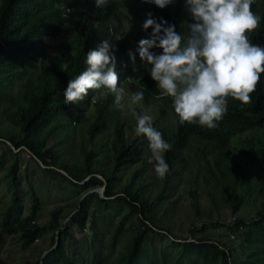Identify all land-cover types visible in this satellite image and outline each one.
Instances as JSON below:
<instances>
[{
  "label": "trees",
  "instance_id": "trees-1",
  "mask_svg": "<svg viewBox=\"0 0 264 264\" xmlns=\"http://www.w3.org/2000/svg\"><path fill=\"white\" fill-rule=\"evenodd\" d=\"M134 1L139 4L137 10H154L153 18L159 22L163 18L168 24L175 25L178 34L188 33V25L195 22L191 16L185 30L184 26L178 24V20L181 21L178 11L180 6L176 5V9L169 13V5L161 9L154 4L149 7V3H144L143 0ZM258 1L254 0L252 7L257 10L260 25L254 31L255 37L251 43L264 47V0L260 6ZM91 8L89 15L83 19L82 10L76 14L79 17L72 26L74 35L66 46V52L69 51L70 54L63 52L48 58L45 54L50 45L48 40L63 31L67 19L65 15L69 12L59 9L57 0H0V103L4 113L18 127L16 132L0 134V138L4 139L3 144L8 147L10 145L6 141L15 148H20V152H28L38 164L41 161L45 170L52 171L61 180L67 181L73 187L72 192L78 194V203L65 215H62V205L51 211L47 227L53 230V244L55 231L63 233L69 240L73 237L70 232L72 228L77 233H83L89 224H93L90 220L91 205L108 214L119 207L117 213L120 219L117 227L115 226L116 233L113 238H117L121 226L129 219L134 225V232L127 237L125 249L118 255L115 264H142L144 259L156 254L148 253L144 245L146 240L149 239L152 244L155 236L170 240L171 234H174L171 232V223L168 222L165 226L156 221L157 201L169 188L170 180L178 175L179 165L188 161L186 153L191 154V142L197 141L199 145L205 144L213 150L212 161L205 157L204 149L198 145L194 147L193 154L198 150L199 155L205 157L208 164L206 170L212 178L215 175L213 169H216L220 173L219 178L227 180L224 189L233 214L239 212L243 199L236 189L240 182L236 176L240 174L242 167H238L237 171L234 169L230 156L232 149H227L233 142L237 144L232 146L234 151L245 162L258 167L264 181V73L261 74L256 90L251 94V103L245 105L230 96L227 98L226 112L217 122L216 128L209 129L198 123H181L174 112L172 98L162 95V90L157 87L150 72L144 73L141 65L133 63L128 42L124 37L116 41L114 51L117 58L116 71L120 79L118 86L128 84L132 93L143 91L144 99L139 102L142 107L159 105V111L163 113L168 106L174 112V123L170 126L155 125L152 121L153 127L172 145L165 153L169 172L164 178H160L162 186L155 193L150 184H154L156 173L154 175L146 172L151 154L148 140L144 136H137L131 125L127 124L125 128V121L114 118L112 93L109 92L106 98L92 101L97 92L108 89H91L82 101L64 103V91L69 80L87 67V53L97 49L103 41H109L114 29L108 6L96 8L94 2ZM133 41L138 46L139 40L135 38ZM130 45L133 46L131 43ZM126 57L129 58L128 62L125 61ZM14 85L18 89L11 94L6 87ZM92 103L97 108L86 129L87 135H81L78 140V158L65 157L69 150L64 139L47 145L53 133L52 122L59 116H71L73 120L79 121L83 111ZM137 113L143 114L140 109ZM109 126L111 138L104 141L100 139V135ZM16 165L17 160L14 159L7 172L9 182L13 185V195L12 202L0 212V238L4 232L18 230L19 242L24 246L41 235L45 227L34 221L40 208V201L35 194L27 215L20 217L15 210H11L17 209ZM131 166L135 167L134 170L123 178L124 171ZM53 168L56 170H52ZM104 184V197L97 191L89 192ZM189 194L193 200L192 207L199 213L197 191L193 189ZM210 198L215 206L216 199L213 195ZM121 207H127V212L122 213ZM134 216L135 220L132 219ZM68 217L65 223L61 222V219ZM212 223L219 226L218 222ZM223 226L224 229L218 231L220 234L214 237L170 241L176 245L177 260L186 257L191 261L197 260L195 264H264V203L253 218L246 220L242 215H237ZM244 227L246 230L242 231ZM228 235L232 236L231 239ZM102 240L103 230L93 228L88 240L91 264L97 263L96 259L103 250ZM113 243L114 239L111 241L112 247ZM71 249L72 253L66 252L61 242H58L56 248L40 258L41 261L38 259L32 263L25 260L17 264H77L73 259L74 247ZM44 250L46 249H40L39 257Z\"/></svg>",
  "mask_w": 264,
  "mask_h": 264
},
{
  "label": "rangeland",
  "instance_id": "rangeland-1",
  "mask_svg": "<svg viewBox=\"0 0 264 264\" xmlns=\"http://www.w3.org/2000/svg\"><path fill=\"white\" fill-rule=\"evenodd\" d=\"M74 2L75 5L73 4ZM94 2L95 0H57V7L62 9L65 13H69L65 15L67 19L63 31H61L57 37L48 40L50 45L45 50V54L48 58L58 53L66 52V46L69 45V41L74 35L72 26L75 24V19L79 17H76V14L82 10L83 16L81 15V19L88 16V13L91 11L90 9H92L91 5ZM138 5L139 4L134 0H110L108 8L112 16V27L114 28L113 37H124L128 42L129 50L135 54L136 59L133 63L141 65L145 73L149 72L151 65H145V63L141 61L138 52H136L138 46H136L133 40L136 38L140 41L142 38H148L153 30L150 28V30L148 29L147 32H145L142 25L148 13H152L153 17H155V11L137 10L139 8ZM150 6L149 4V7ZM188 12L187 8L185 9L183 7L182 13L185 16ZM157 21L159 22V20ZM182 36L186 37L187 35L182 34ZM130 43L133 46H131ZM151 51L156 54L162 53V49L160 48H153ZM66 54L69 55L70 52L68 51ZM128 60L129 58L126 57L125 61L128 62ZM128 86V84L123 86L125 95L120 108L115 106V97L113 94L111 95L114 105L112 115L114 118L125 121V128L128 124L131 125L134 130L136 118L131 112L130 97L132 91ZM6 89H8L11 94H14L18 87L14 85L9 88L6 87ZM108 94V90L102 89L92 97V101L106 98ZM131 107H134L136 111L140 109L143 114L150 115L155 125L170 126L174 123V112L171 108H168V106L167 110L163 113L159 111V105L156 107H142V105L138 103ZM96 108L97 107L93 103L89 105L87 109L83 111L82 118L79 121L73 120L74 118L71 116H59L55 122L51 123V126L53 125V133L51 138L47 141V145L59 139H64L67 143V149L69 150V153L66 154L65 157L69 159L78 158V140L81 135H87L86 129L94 117ZM74 121H76V123ZM17 130L18 127L7 117L0 103V134L16 132ZM110 131L111 127L109 126V128L105 129L104 133L100 135V139L108 141L111 138ZM3 140V138H0V212L5 210L12 202L13 185L9 182L10 179L7 176V172L13 160L16 159L17 209L13 208L11 210H15L16 214L20 217L27 215L31 210L33 195L35 194L40 201V208L34 217V221L40 226H44L45 229L42 234L36 236L30 244L24 246L19 242L20 232L18 230L11 233L4 232L0 238V264H17L25 260H30L33 263L42 258V256L39 257L40 249H46L44 252H49L56 248L58 242H61L64 250L68 253H72L73 250L71 248L74 247L75 256L73 259L77 264H91L90 256L92 255L88 247V240L89 236L92 234L93 228H101L103 230V250L96 259V264H115L118 255L125 249L124 246L128 242L127 237L134 232V225L131 223V220L129 219L128 222H125L124 225L121 226L117 238H115V236L113 238V234L116 233L115 226L117 227L120 219V215L117 213L119 207L113 209L109 215L103 210L96 209L91 205L90 220H92L93 224H89L83 233H77L75 229L72 228L70 232L73 234V237L69 238V240L63 233L59 234L55 231V242L53 244L51 241L53 230L47 227L51 211L55 207L62 205V215H65L66 212L72 210L78 203L79 196L72 192L73 187L67 181L61 180L54 172L45 170V168L38 164L28 152H20V150L15 151L11 146L8 147L3 144ZM197 145L199 148L204 149L206 158L211 161L213 160V150L208 146H205V144L199 145L197 141L189 144L191 147V156L186 153L188 161L179 165L177 169L178 175L170 180L169 188L165 191L160 200L157 201L156 216L154 215L156 221L162 222V225L166 226L168 222L171 223V232L174 234H171L170 240L155 236L152 244L149 239L146 240L144 245L148 253L150 255H152L151 253L156 254L152 255L151 258L147 257L144 259L142 264H195L197 260L191 261L186 257L177 260L176 245L172 244L170 241L176 240L180 242L182 239L191 240L193 239L192 237L198 238L202 236L214 237V235L220 234L218 231L224 229L223 224H227L233 217L242 215L244 219L249 220L262 208L264 203V181L262 172L256 166L250 167L248 163L243 160L241 155L234 151L232 146L237 145L236 143L233 142L231 146L227 148L228 150L229 148L232 149L230 150V156L232 158L231 165H234V168L243 166L248 172V177L242 178L236 186L237 191L243 198L237 214L232 213V205L226 199L227 195L224 187L226 188V184L228 183L227 180L219 178L220 173L216 169H213L215 175L212 178L210 173L206 170V165L208 164L205 157L200 156V153L197 152L198 150L193 154V150H195L194 147ZM151 155L152 154H150L148 158L146 172L155 175L154 162L150 163ZM134 168V166H131L124 171L123 178H126ZM52 170H54V168ZM155 176V182L154 184H150V187L156 193L162 186V183L160 177L157 175ZM97 188L98 187L93 188L89 190V192H93L97 190ZM193 189L197 191L199 213L192 207L193 200L189 191ZM210 195H213L216 199L215 206L217 208H215L210 201ZM121 209H123L122 213H126L128 210L127 207H121L120 210ZM132 219L135 220V216ZM67 220L66 218L65 220L61 219V222L65 223ZM212 222H218L219 226H217V224L213 225ZM244 230H246V227L242 229V231ZM93 231L98 234L96 230ZM228 237L231 239L232 236L228 235ZM113 239L114 243L112 247L111 241ZM225 239H227V237ZM240 239L242 238L240 237Z\"/></svg>",
  "mask_w": 264,
  "mask_h": 264
},
{
  "label": "clouds",
  "instance_id": "clouds-1",
  "mask_svg": "<svg viewBox=\"0 0 264 264\" xmlns=\"http://www.w3.org/2000/svg\"><path fill=\"white\" fill-rule=\"evenodd\" d=\"M259 1V6L263 5V1ZM143 2L161 9L169 5V13L176 9V5L180 6L181 21L178 20V24L185 30L191 16L195 21L188 25V33H182L187 35L185 37L177 33L175 25L168 24L163 18L158 22L152 13H148L142 28L145 32L150 28L153 31L148 38L138 41L136 48L141 61L151 65V78L157 82L162 95L172 98L174 112L181 123H198L213 129L226 112L229 96L245 105L251 103V94L264 73V47L251 43L254 31L260 25L257 10L252 7L254 0ZM109 3L110 0H95L96 8L107 7ZM183 7L189 11L186 16L182 13ZM118 39L121 37L114 38L112 29L109 41H103L97 49L87 53V67L69 80L64 91L65 104L82 101L89 90L104 87L114 95L115 106H122L125 89L118 86L120 79L114 51ZM153 48L162 49V53H154ZM129 55L135 62V54L130 51ZM143 99V91L134 92L130 97L131 112L136 118L134 132L148 140L152 154L150 163L154 162L156 175L164 178L169 172L165 153L172 145L153 127L150 115L137 113L131 107ZM248 165L253 166L250 162ZM241 167L236 176L238 181L248 177L247 169Z\"/></svg>",
  "mask_w": 264,
  "mask_h": 264
},
{
  "label": "water",
  "instance_id": "water-1",
  "mask_svg": "<svg viewBox=\"0 0 264 264\" xmlns=\"http://www.w3.org/2000/svg\"><path fill=\"white\" fill-rule=\"evenodd\" d=\"M6 142H7V144L10 145L11 148L14 149L15 151H17V150L20 149V148H15V147H14L9 141H6ZM39 163H40L43 167H45V165H44L41 161H39ZM60 171L63 172V173L66 175V173H65L64 171H62V170H60ZM104 190H105V184L102 185L101 187H98L97 190H95V191H97L101 197H104V194H103V193H104ZM67 219H69V217H68ZM46 252H48V251H46ZM46 252H44V253L42 254V257H44L45 254H47Z\"/></svg>",
  "mask_w": 264,
  "mask_h": 264
}]
</instances>
